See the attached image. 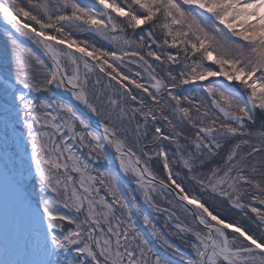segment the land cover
<instances>
[{"label":"snow or ice","instance_id":"6c2138e0","mask_svg":"<svg viewBox=\"0 0 264 264\" xmlns=\"http://www.w3.org/2000/svg\"><path fill=\"white\" fill-rule=\"evenodd\" d=\"M0 24V264H264V0H0Z\"/></svg>","mask_w":264,"mask_h":264},{"label":"bare ground","instance_id":"6f19581e","mask_svg":"<svg viewBox=\"0 0 264 264\" xmlns=\"http://www.w3.org/2000/svg\"><path fill=\"white\" fill-rule=\"evenodd\" d=\"M25 223H26V227L31 228V231L35 229H40V226H38L39 221L37 219H34V221H31L30 219H25ZM20 258H23V257L21 256ZM34 258H40V257L34 254Z\"/></svg>","mask_w":264,"mask_h":264},{"label":"rangeland","instance_id":"374dc122","mask_svg":"<svg viewBox=\"0 0 264 264\" xmlns=\"http://www.w3.org/2000/svg\"><path fill=\"white\" fill-rule=\"evenodd\" d=\"M1 42V41H0ZM25 43H28V42H25ZM4 46L5 43L4 42H1L0 46ZM34 47V46H33ZM4 48L6 49V47L4 46ZM35 53V52H34ZM0 67L1 68H5V67H9V58H8V53H7V50L4 51L3 53V57L0 61ZM239 219V218H238Z\"/></svg>","mask_w":264,"mask_h":264}]
</instances>
